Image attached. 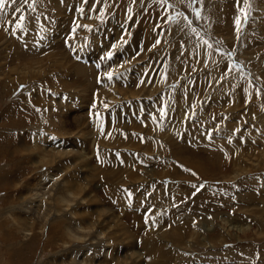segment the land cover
<instances>
[{
  "label": "rangeland",
  "instance_id": "374dc122",
  "mask_svg": "<svg viewBox=\"0 0 264 264\" xmlns=\"http://www.w3.org/2000/svg\"><path fill=\"white\" fill-rule=\"evenodd\" d=\"M18 1L0 9V264H264V0ZM45 142L91 174L46 220L28 191L60 176L34 165Z\"/></svg>",
  "mask_w": 264,
  "mask_h": 264
},
{
  "label": "bare ground",
  "instance_id": "6f19581e",
  "mask_svg": "<svg viewBox=\"0 0 264 264\" xmlns=\"http://www.w3.org/2000/svg\"><path fill=\"white\" fill-rule=\"evenodd\" d=\"M19 1H21V0H19ZM18 1V4L16 5V7H15V9L16 8H19L20 10H23V9H21L20 7L22 6V8H23V4H21L20 2ZM54 4V3H53ZM58 6V5H57ZM22 12V11H21ZM22 14V13H21ZM6 17V16H5ZM9 21V20H8ZM87 25V24H86ZM81 27V26H80ZM3 34H5V33H3ZM1 36H2V34H1ZM153 36H155V35H153ZM4 38H6L5 36H3ZM151 37V36H150ZM2 38V37H1ZM0 38V39H1ZM90 39V38H89ZM156 39V38H155ZM9 40V39H8ZM153 42V41H152ZM157 42V41H156ZM154 43V42H153ZM158 44H159V42H158ZM8 45V44H7ZM59 54V53H58ZM52 55V54H51ZM59 55H61L62 56V53L61 54H59ZM55 56H57V54L55 55ZM54 57V56H53ZM52 58V57H51ZM55 58H57V57H55ZM54 58V59H55ZM62 58H65V57H61V60H64V59H62ZM45 59H47V58H45ZM49 59V58H48ZM43 60V59H42ZM42 60H40V62H42ZM57 60H59L58 58H57ZM46 61V60H45ZM48 61V60H47ZM46 61V62H47ZM65 61H66V59H65ZM40 62L38 63V62H36V64L38 63V65H35V66H33V64H31V65H25L23 68L24 69H20V71H18V73L19 74H21L22 75V81H24V82H26L27 80H30V79H32V78H35L36 76H37V74H39L40 72H41V68H42V65H39L40 64ZM33 63V62H32ZM60 64V66H62V64L61 63H59ZM22 65V64H21ZM45 67L47 66V64H45L44 65ZM59 65H58V67L57 66H55L56 68H60V70L61 69H63V68H61ZM65 66V65H64ZM16 67V66H15ZM54 67V66H53ZM49 68V67H48ZM66 68V67H65ZM64 68V69H65ZM17 70H18V68H17ZM16 70V71H17ZM39 70V71H38ZM14 71V70H13ZM117 71V70H116ZM122 71V70H121ZM114 72H115V70H114ZM160 74V73H159ZM158 74V75H159ZM161 75H163L164 76V74H161ZM43 76V75H42ZM41 76V77H42ZM118 76H120V78H119V82H117L118 84H122V86L123 85H125V81H122L121 79H122V77H121V73H119L118 74ZM165 77V76H164ZM39 78V77H38ZM126 79H127V76L125 77ZM163 78V77H162ZM36 79H37V77H36ZM19 80V79H18ZM116 80H118V79H116ZM116 80H114V81H116ZM159 80H160V78H159ZM157 81V80H156ZM27 83V82H26ZM53 83V82H52ZM69 83H70V81H69ZM113 83H115V82H113ZM117 83H115V84H117ZM80 85V84H79ZM39 89V88H38ZM39 92V91H38ZM126 92V91H125ZM36 98V97H35ZM49 99V98H48ZM54 99V98H53ZM43 101V100H42ZM57 102V101H56ZM41 102H39V104H40ZM54 103V102H53ZM56 105V104H55ZM47 106H48V104H47ZM52 111V110H51ZM73 121V120H72ZM144 122V121H143ZM157 123V122H156ZM69 124V123H68ZM150 127V126H149ZM100 131V130H99ZM111 133V132H110ZM157 136V135H156ZM112 138V137H111ZM116 138V137H115ZM114 139V138H113ZM121 139H122V137H121ZM60 141V140H59ZM88 141V140H87ZM113 141V140H112ZM135 141L137 142V143H139V141L137 140V139H135ZM22 142L23 143H25V140H22L21 141V143L20 144H18L19 145V148L22 150V151H24V152H26V149H27V147L25 148L24 146L22 147V146H20V145H22ZM117 142V141H116ZM47 143H49V142H45L44 143V146H45V148H42V149H40L41 150V155H39L38 157H36V156H34V157H32V159H35L36 160V162H35V160H34V165H35V167L36 168H39V167H41V165H48V166H54V165H56L57 166V168L59 169V170H61V172H60V176H58L57 177V179H55V180H53L52 181V179H54L53 178V176H55V175H44L43 174V176L42 177H40V180L43 178V177H51L50 178V180H49V182L48 183H53L52 185H51V187H45L46 186V180L44 181V183H39L40 184V186H33V183H34V181L32 182V184H28V191H29V188L31 187V195H32V197H33V200H34V202H36V203H42L41 205H40V208L39 207H36V215L37 216H40L41 218H42V211H43V207H44V205H45V207H44V213H43V219H47V216H50L49 214H48V212L50 211V210H54V211H56V212H63V211H65L66 209H68L70 206H71V204L69 203V202H66V199L68 198V195L72 192L71 191V188L72 187H75V184H79L80 182H82V181H85V180H87V178H89V177H91V174H90V171H89V169L87 170V169H85V166H83V165H81V164H76L77 166H78V168H73V165L74 164H72V165H70V161L68 162L67 160H65L66 159V157H70L71 158V162L73 161V163L75 162L74 161V159L72 158V157H74L73 156V154H76L77 152H70V151H67V150H59L58 151V153H56L55 155H53L51 152H53V151H55L56 149H55V147H52V149L51 150H48V145H47ZM55 143V142H54ZM120 143V142H119ZM37 144V143H36ZM122 144H123V142H122ZM41 147H43L42 146V143H41V141H40V144H39ZM51 145V144H50ZM106 145H107V143H106ZM109 145V144H108ZM119 145H121V144H119ZM137 145V144H136ZM36 146H38V145H36ZM138 146H140V145H138ZM35 148V147H34ZM137 148H139V147H137ZM20 149L18 150V151H20ZM23 149H25V150H23ZM125 150V149H124ZM238 150V149H237ZM15 152H16V150H14ZM87 151V150H86ZM23 152V153H24ZM35 152V151H34ZM88 152V151H87ZM155 152H157V151H155ZM17 153V152H16ZM31 153V152H30ZM33 153V152H32ZM28 154V153H27ZM104 154V153H103ZM28 155H30V154H28ZM37 155V154H36ZM88 155V154H87ZM78 157H79V161H77L78 163L80 162V163H86V162H88L90 159H89V157L87 156H84L83 155V153H78ZM85 157L87 158V160L88 161H86L85 160ZM162 157V156H161ZM257 157V156H256ZM69 160V159H68ZM77 160V159H76ZM148 160V159H147ZM146 160V161H147ZM258 160V159H257ZM33 161V160H32ZM146 161H145V163H146ZM131 164H133V165H136V160L134 159V158H132L131 159ZM139 163V162H138ZM140 164V163H139ZM75 166V165H74ZM147 166V165H146ZM249 167V166H248ZM147 169V168H146ZM93 170V169H92ZM75 171H82V174H83V180L81 179V181H79L78 180V175H76V172ZM73 172H75V173H73ZM142 172V171H141ZM81 173V172H80ZM144 175H145V177H146V174H145V172H144ZM93 176V175H92ZM138 178H136V180L137 181H139V180H141L142 179V177L141 176H139V173H138ZM38 177V176H37ZM37 177H35L36 179H38ZM136 181V182H137ZM87 182H89V181H87ZM133 182V181H132ZM131 182V183H132ZM90 184H92L91 182H89ZM134 183H135V181H134ZM141 183V182H140ZM144 184V183H143ZM49 186V185H48ZM87 191V189H82V193H85ZM52 196V197H51ZM89 197H91L90 196V194L89 195H87V198H82V201L84 200H86L87 201V199H88V201L89 202H91L92 200H91V198H89ZM31 199V202H33L32 201V198H30ZM93 200H95V199H93ZM43 203H44V205H43ZM93 203V202H92ZM55 206H57L56 207V209L54 208ZM45 209H47V210H45ZM96 209L98 210V207H96ZM52 210V211H53ZM48 211V212H47ZM100 212H102V213H104V210L103 209H101L100 210ZM53 213V212H52ZM48 214V215H47ZM50 214H51V212H50ZM21 216H22V218H24L25 219V216H32V214H25V213H21ZM101 218H102V216H100ZM45 219V220H46ZM56 219V218H55ZM59 220V219H58ZM16 223V222H15ZM17 228H18V226H17ZM34 228V225L33 224H31L30 226H29V229L30 230H32ZM63 228H64V226H63ZM92 226H89V227H87V228H85V230L84 231H86V232H88V233H85V235L87 236V235H90L94 230H92ZM43 229V228H42ZM64 230V232H63V235L65 236V233H66V231H65V228L63 229ZM23 231L24 232H27V228H26V225L25 224H23ZM77 231V230H76ZM81 232V231H80ZM100 233V232H99ZM98 233V235L99 236H97L98 238H100V236H103V233H100L99 234ZM28 234H30V233H28ZM72 236V235H71ZM78 236V240L79 241H81L83 238H82V236L80 235V234H78L77 235ZM85 236V237H86ZM70 237V236H69ZM61 238H62V236H61ZM59 239H60V237H59ZM78 249H76V250H74V251H77ZM151 250V249H150ZM77 257L76 256H72V263L75 261L76 262V259ZM154 261H156V258H154ZM158 261V260H157ZM71 263V262H70ZM76 264H78V263H76ZM98 264H103V263H101V262H99Z\"/></svg>",
  "mask_w": 264,
  "mask_h": 264
},
{
  "label": "snow or ice",
  "instance_id": "6c2138e0",
  "mask_svg": "<svg viewBox=\"0 0 264 264\" xmlns=\"http://www.w3.org/2000/svg\"><path fill=\"white\" fill-rule=\"evenodd\" d=\"M15 2H16V0H13V3H15ZM26 2H27V0H21V3H26ZM4 7H5V0H0V9H2V8H4ZM15 11H20V9H19V8H16ZM129 11H131V9H129ZM20 19H21V20L24 19L23 15L20 16ZM237 23H239V20L237 21ZM17 27H19V28H23V24H18ZM84 27H87V26H84ZM109 55H110V54H109ZM108 79H112V74H111V73L108 74ZM194 187H195V186H194ZM125 191L127 192V194H128L129 196H131V193L128 192V190H125Z\"/></svg>",
  "mask_w": 264,
  "mask_h": 264
}]
</instances>
